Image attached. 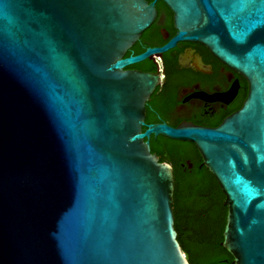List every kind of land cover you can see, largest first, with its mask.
Listing matches in <instances>:
<instances>
[{
  "label": "water",
  "instance_id": "1",
  "mask_svg": "<svg viewBox=\"0 0 264 264\" xmlns=\"http://www.w3.org/2000/svg\"><path fill=\"white\" fill-rule=\"evenodd\" d=\"M162 1L175 37L124 58L144 0H0V264H189L151 136L194 145L224 196L221 247L264 264V0ZM178 41L247 83L218 127L145 125L158 76L123 69Z\"/></svg>",
  "mask_w": 264,
  "mask_h": 264
},
{
  "label": "flooded vegetation",
  "instance_id": "2",
  "mask_svg": "<svg viewBox=\"0 0 264 264\" xmlns=\"http://www.w3.org/2000/svg\"><path fill=\"white\" fill-rule=\"evenodd\" d=\"M144 1L153 6L154 19L126 50L124 58L161 49L177 33L173 12L162 0ZM123 70L158 76L159 84L145 102V125L164 123L176 127L192 123L215 128L241 108L248 91L246 81L239 74L198 42L178 41L169 50L154 53Z\"/></svg>",
  "mask_w": 264,
  "mask_h": 264
},
{
  "label": "trees",
  "instance_id": "3",
  "mask_svg": "<svg viewBox=\"0 0 264 264\" xmlns=\"http://www.w3.org/2000/svg\"><path fill=\"white\" fill-rule=\"evenodd\" d=\"M150 149L173 168L174 229L189 264H233L221 247L227 214L224 196L194 145L158 137L152 138Z\"/></svg>",
  "mask_w": 264,
  "mask_h": 264
}]
</instances>
